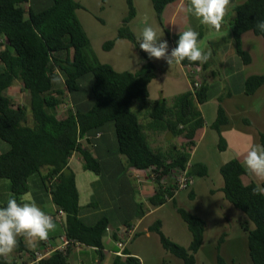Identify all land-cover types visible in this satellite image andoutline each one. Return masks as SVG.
Segmentation results:
<instances>
[{
    "label": "trees",
    "instance_id": "1",
    "mask_svg": "<svg viewBox=\"0 0 264 264\" xmlns=\"http://www.w3.org/2000/svg\"><path fill=\"white\" fill-rule=\"evenodd\" d=\"M176 1L152 0L157 21L174 48L180 33L171 35L163 14L165 8ZM128 4L123 26L114 41L105 43L104 50H111L117 41H131L138 48L139 58H143L136 71H119L111 64L95 60L91 55V38L76 13L84 9L78 0H0V179L10 183L11 196L23 203L30 193L31 177L38 174L57 210L64 213L60 219H54L62 223V235L78 241L79 247L96 248L98 254L103 250L105 231L111 227L110 219L102 216L94 224H88L80 217L81 194L76 169L70 163L78 156L83 161L81 167L96 175H103L105 166L115 165L117 160L126 170L150 169L156 174L155 181L151 182L155 187L151 205L158 207L173 202L177 194L192 188L176 193L170 175L192 161L190 147L196 146L199 132L207 126L200 105L214 96L201 77L205 64L185 59L179 64L183 74V68L198 66L201 87L193 93L189 86L174 105L166 99L155 102L149 112L153 122L141 121L131 106L135 100L148 101L151 84L159 75L158 67L140 49L138 37L127 26L136 15L132 0H128ZM257 20H264V0H246L235 8V17L229 24L235 52L246 65L252 64L255 58L243 47V36L251 33L264 40V32L256 28ZM211 37L203 31L199 33L200 42L208 38L210 47L220 46L225 39L211 40ZM85 81L90 84V92L87 91V100L83 103L79 93L84 90ZM14 85L21 86L29 95L28 106L15 104L13 97L7 94ZM263 85L264 72L251 75L246 80V95H254ZM63 105L67 106L66 110ZM228 121L225 108L219 106L213 128L219 132ZM155 130L170 133L182 142L172 141L165 149H155L149 142L153 133H157ZM98 142L105 143L107 160L100 157ZM260 144L264 146V132L260 134ZM108 146L115 147L114 153ZM128 173L136 180L130 170ZM191 174L206 177L208 168L192 162ZM220 174L225 199L246 216L242 229L248 234L251 262L264 264V196L253 194L257 183L239 159L224 163ZM166 177L168 183L163 184ZM95 206L92 203L86 208ZM178 214L191 232L189 247L167 237L160 221L151 231L159 235L164 249L184 264H198L196 254L203 246L207 222L183 207L178 208ZM132 223L124 226L128 228ZM18 240L19 246L7 258H0V264H19L21 252L29 251L24 237ZM222 242L223 238L218 244L217 264H228L220 252ZM71 249L66 255L54 254L46 263L70 264ZM125 264L141 262L129 255Z\"/></svg>",
    "mask_w": 264,
    "mask_h": 264
},
{
    "label": "crops",
    "instance_id": "2",
    "mask_svg": "<svg viewBox=\"0 0 264 264\" xmlns=\"http://www.w3.org/2000/svg\"><path fill=\"white\" fill-rule=\"evenodd\" d=\"M146 1L147 5L143 4V0H132L136 10V15L127 24V26L138 37L137 33L140 32L138 34L141 35L142 30L146 26V24L152 23L151 25L157 27L159 34L163 36L162 39L167 40L169 44L170 54L171 50L174 48L173 44L170 39L166 35H164V30L157 21L152 0ZM244 1L246 0H231V6L229 7L228 12L224 17L221 26V28L224 26L228 27V31L225 32V34L213 33L209 35L212 36L211 40H222L223 38L225 39L220 46L215 48V54L213 53V56H215L214 59L216 63L211 58L207 61V63H204V66L206 67L203 70L202 78L204 79V72H206L208 69L211 70L212 77H215L221 72L226 78L228 85H225V87L217 86V89H215V93H213L214 96L211 97L208 101H206L203 105H200L202 116L207 120V126H209L210 124L212 125L217 120L219 106L223 105L219 103L220 99H218V97L223 98L225 96L226 103L224 108L226 110L227 115L231 118L232 114H236L237 119L234 121L233 128L229 129L231 123L230 121H228L226 125L221 126L218 133H221L222 130L226 131V136H228L229 139H233L235 134H239V136L235 139H239V144L236 145L234 143L235 140H233L231 142V148L235 150L238 149L240 159L237 157L235 158L239 159L240 161L241 158L246 155V153L254 145H261L260 134L264 132V105L260 110L261 127H253V124H247L246 120L244 119V114L249 113L252 109H255V111L258 110L256 109V107L251 108L249 106V99L251 97L246 95V80L251 75L258 74L250 72V67L253 65L254 62L258 60V55L255 49H252L254 52L253 53L243 43V47L247 51L251 52L252 56L255 58V61L252 64H244L240 60L233 47L232 32L229 26V24L235 17V8L239 4H242ZM110 4V0H102V4L99 3L98 5V10L106 12V9L110 7ZM120 4L121 5L119 7V10L121 14L118 16L122 17H117V23L120 24V26H118L117 24V33L118 30L123 26L124 18L126 17L129 11L128 0H120ZM190 7V0H177L176 2L169 4L165 8L163 14L164 23L167 29L170 30L171 35H173L174 33H182L183 31L188 30L189 28L197 31L198 33L203 31L204 34L207 35V29L209 28H207V25L201 24L200 20L197 19V17L188 10ZM149 12L151 13V17L147 20L145 17L148 15L147 13ZM98 22L100 24H103L104 26L106 24L104 18L98 19ZM246 36L247 38L255 37L256 39L260 40L257 36L250 33L245 34L243 36V41L245 40ZM207 45L208 48L205 51L209 50L210 41L207 42ZM130 49L132 50V53L137 56L136 61H134L133 63L134 69H132V71H136L139 69V63L141 64L143 58H139L138 48L134 44L133 47H130ZM151 60L158 67L159 76H161V72L163 69L167 71L169 70L170 65L167 62L166 64H161L164 61L163 59L151 58ZM172 66L174 67V69L177 70V74L181 75L184 83L188 85V87H186L182 84V86H184L183 91H185L186 88H189V83L181 70V66L177 64H173ZM164 92V89H155L154 91V93L157 94H164ZM244 98H246V101L242 102ZM214 100H217V102H214ZM224 100L225 99H222V101ZM236 101L238 103L237 107L233 106V103H235ZM153 104L150 106V109H152ZM138 110H140V108H138ZM209 111H211V113L213 114V116L211 115V119L207 117ZM138 113L142 114L141 111L136 112V114ZM247 128L249 129V131L253 129L252 132H255V136L253 137V140L255 141L253 143H251L252 141H250V136L244 132V130ZM163 137L167 139L172 138L170 133H160V138ZM98 144L100 146V157L103 161L107 160L108 149L106 148L105 143L98 142ZM242 149H245L247 152H244V150ZM122 159L123 161H125L124 158ZM108 161L110 162V159ZM82 163L83 161L80 160V158L77 156L73 159L72 163L70 164L74 169L77 170L78 168H82ZM108 166V169L105 168V173L103 175H98L99 179L104 183L106 190V192L103 193L100 198L104 200L108 210L106 208L98 209L100 208V206L98 205L99 203L95 204L96 206L94 208H86L87 205H90L92 203H89L87 205L81 203L83 208L81 210L80 215V217L86 223L94 224L95 222H97V220L101 218V215L98 212H100L101 214L110 212L108 219H110L109 225L111 227H109L110 231L105 232L104 234L103 250L101 251V254H98L96 248H90L86 246H82L79 248L75 247L71 249L70 252V264H125V260L129 255L138 258L141 264H184L181 259L175 257L166 249H164L161 244L159 235L151 231V229L155 227L157 222L160 221L162 231L167 237H169L173 242L183 247H189L192 242V235L191 237L187 235L190 241H188L187 239L186 243L181 244L180 241L176 242L175 232L177 234H188V232H190L188 226L183 222V220L178 214L179 207H183L191 213L202 217L207 222V229L203 246L196 254L198 264H217V258L219 253L218 244L221 238H223V242L220 245V252L228 264H243L244 262L252 263L248 248V234L242 229V224L244 223V219L246 218V216L239 210L235 209L225 199L224 194L222 192L223 180L219 187L215 189V186H211L210 184H206L205 182H200V180L197 181L196 177L195 185L190 189L189 193L192 195V197H194L192 201L194 203L198 200L199 196L201 197L202 195V198L196 204L195 209H193L194 207L186 205L185 202L182 201L181 203H179L178 206H172L173 208L169 209V206L171 205L169 203H175L177 199L186 197L182 196V194L185 192L177 194L173 202L170 201L161 206L153 207L150 203L155 191L153 183L149 181L143 184H138L136 180H134L128 175L130 169L128 168L126 170L124 165L119 160H117V164H109ZM250 177L257 184H260V186L262 185V183H264V181H259L252 174H250ZM91 184L99 185V180H91ZM37 188L38 189L34 194V200L37 199L39 201V207L47 214H54L57 211V207L53 203L50 194L43 188L41 183L37 185ZM10 196V183L7 180L0 179V197H3L5 201L4 203L7 202ZM217 196H219L221 199L220 203L216 202ZM24 199V202H30V200L26 196ZM186 199L192 200L189 197ZM130 221L138 224V231L133 238L127 241V235L124 231V225ZM167 225L171 227L172 231L169 229V227H167ZM166 227L168 228L167 233L165 232ZM63 233L64 230L62 223L60 221L56 222V229L55 231L49 233V237L47 240L56 239ZM118 240H124L126 242V245L123 248H120L115 243ZM43 242L44 241L37 240L33 243H30L24 239V244L28 250H33L35 248L41 247ZM209 248L210 252L208 250Z\"/></svg>",
    "mask_w": 264,
    "mask_h": 264
},
{
    "label": "rangeland",
    "instance_id": "3",
    "mask_svg": "<svg viewBox=\"0 0 264 264\" xmlns=\"http://www.w3.org/2000/svg\"><path fill=\"white\" fill-rule=\"evenodd\" d=\"M83 6L84 9L77 10V15L81 20V23L86 29V32L89 34V37L91 38V55L95 58L96 61L101 63H108L111 64L115 69H118L119 71H132L134 69V61H136L137 56L132 53V50L130 47H133V43L130 41H117L115 42L114 47L106 51L104 50V45L106 42L110 40H115L117 36V24L120 26L119 23H117V17L121 14L119 7H120V0H110L111 4L110 7L106 9V12H103L102 10H98L99 3L102 4V0H78ZM143 4L147 5V1L143 0ZM146 13V12H143ZM148 15L145 17L147 20L150 19L151 13H147ZM127 16V15H126ZM104 18L106 21L105 26L103 24H100L98 22V19ZM149 24V23H148ZM152 24V23H151ZM150 24V25H151ZM153 26V25H152ZM154 27V26H153ZM157 28V27H156ZM208 33L207 36L210 34H217V33H224L228 31V27L224 26L220 29L219 32H217L214 28L212 29L211 26L207 25ZM140 33V32H138ZM138 37L141 35L138 34ZM250 34V33H247ZM244 38V37H243ZM260 40L256 39L255 37H245V40L243 41L244 45L250 49L252 52V49H255L258 60L253 63V65L250 67L251 73H263L264 72V41L262 38L258 37ZM212 39V38H211ZM208 38L205 39V41L200 42V47L203 50H206L208 48L207 41ZM125 42V43H121ZM246 43V44H245ZM125 44V45H122ZM215 47H209V50L212 52L211 59L215 61V56H213V51ZM254 53V52H253ZM161 64H166V60H164ZM218 65V63H217ZM202 77V76H201ZM204 79L207 81V85H209V92L215 93V89H217V86H224L228 85L226 78L223 76V74L220 72L215 77H212L211 70H207L204 72ZM188 87L182 80L181 75L177 74V70L174 69L173 66L169 67V70L163 69L161 72V76H158L152 83L151 91L152 95L146 102H141L139 100H135L133 102V105L131 109L136 113L137 111H141L142 114H139V117L143 123L153 122L152 118L150 117V106L155 102H160L163 99H166L169 103L174 105V102L176 98L183 92L187 91V88L185 91H183L184 86ZM87 85V87H86ZM12 86L7 90V94L13 97L15 104H21L24 106H28L30 103V97L27 93H24L21 90V86L17 85ZM88 86L90 84L88 81L84 82V90H82L79 94L82 97L83 103L87 100L86 93L90 92L88 90ZM86 88V89H85ZM90 89V87H89ZM155 89H164V94H157L154 93ZM88 91V92H87ZM251 97L249 99L250 101V107H256L255 109H252L249 113L244 114L245 120L249 121L251 124H253V127L260 125V118H261V108L264 105V85L263 87L254 95L249 96ZM220 99L219 103L223 104L222 106L225 107L226 98L225 96L218 97ZM222 99H225L222 101ZM241 100V99H240ZM242 101V100H241ZM246 101V98L242 102ZM214 102H217V100H214ZM82 103V102H81ZM233 106L237 107L238 103L237 101L233 103ZM63 110H66L65 105L62 106ZM140 108V110H138ZM211 111H209L208 118L211 119ZM229 121L231 123V126L229 129L234 127V121L237 119L236 114H232L231 118L228 116ZM214 124H210L209 126H206L204 130L200 131L198 134V138L196 140V145L198 146L196 149V152L192 155V162L194 163H202L208 167V176L204 177H197V181L200 180V182H205L206 184H210L211 186H215V189L219 187V185L222 183V176L220 174V166L224 163L230 161L231 159H234L235 157L240 159V156L238 154V149L235 150L231 148V142L235 140L239 134H235L233 139H229L228 136H226V131H221V133L216 132V130L213 128ZM224 129V128H223ZM225 130V129H224ZM249 131V129H245L244 132L250 136V141L253 143L255 140H253V137L255 136V132ZM157 131V130H155ZM154 131V132H155ZM205 132V134H204ZM155 136L153 138L149 139V142L151 146L155 149H165L167 148L172 141L176 142L177 144H180L182 142L181 139L173 137L171 139H167L165 137L160 138V132L157 131V133H153ZM159 134V136H158ZM107 138H110V135H108ZM221 143V144H220ZM236 145L239 144V139L235 140L234 142ZM112 153L115 151L114 146H108ZM221 147H224L222 150ZM229 147V148H228ZM244 152H247L245 149ZM244 157L241 158L242 163H244ZM244 165V164H243ZM245 166V165H244ZM108 165L105 166L106 169H108ZM77 174V185L79 192L81 194V203L82 204H89L94 203L100 206L98 209H104L106 207V204L100 196L106 192L104 183L99 179V176L96 175L93 172L85 171L83 168H78L76 170ZM99 180V185H92L91 180ZM40 177L38 174H35L31 177L29 185H30V193L26 195V197L31 201L34 200V194L37 191V185L40 184ZM188 192H185L182 194L181 199H177L175 203H169L171 204L169 206V209L173 208L172 206H178L179 203L185 202L186 205H189L191 207H194L195 209L196 204L199 202V200L202 198L199 196L198 200L194 202L192 195ZM90 194V198H89ZM99 194V195H98ZM98 195V196H96ZM190 198L192 200H188L186 198ZM35 203L39 206V201L37 199L34 200ZM5 201L3 197H0V204H3ZM216 202L220 203L221 199L219 196L216 197ZM202 207V205H201ZM97 210V209H96ZM108 210V209H107ZM102 216L109 217L110 212L101 214ZM171 217V216H170ZM174 223V222H173ZM169 229L172 231L171 227L167 225ZM165 228V232L167 233L168 228ZM175 232V231H174ZM176 242L180 241L181 244L186 243L187 239L189 240V237H191V233H179L177 234L175 232ZM189 235V237H187ZM162 244V243H161ZM210 252V248L208 249ZM208 252V251H207ZM236 264V263H235ZM243 264H252V263H246Z\"/></svg>",
    "mask_w": 264,
    "mask_h": 264
},
{
    "label": "clouds",
    "instance_id": "4",
    "mask_svg": "<svg viewBox=\"0 0 264 264\" xmlns=\"http://www.w3.org/2000/svg\"><path fill=\"white\" fill-rule=\"evenodd\" d=\"M190 4L188 10L201 24L209 25L219 32L231 0H190ZM256 28L264 32V20H257ZM162 37L156 27L146 24L137 42L149 58L166 60L170 66L179 65L185 59L204 64L212 56L211 50L205 51L200 47L199 33L191 28L180 33L177 46L170 54L169 44ZM244 165L250 174L259 181H264V146L254 145L246 153ZM253 194L264 196V187L257 184L253 188ZM55 229L53 217L43 211L34 200L20 203L15 196H11L6 207H0V258H7L14 252L19 246L18 237H24L30 243L46 241L49 233Z\"/></svg>",
    "mask_w": 264,
    "mask_h": 264
},
{
    "label": "built area",
    "instance_id": "5",
    "mask_svg": "<svg viewBox=\"0 0 264 264\" xmlns=\"http://www.w3.org/2000/svg\"><path fill=\"white\" fill-rule=\"evenodd\" d=\"M184 75L186 76L189 86L193 93L196 92L201 87V78H200V68L196 65H191L187 68H183ZM182 127V126H181ZM100 136V134L98 135ZM196 146H191L190 150L193 155L197 149ZM192 161L188 162L184 169L179 168L174 170L170 175V179H172L173 185H176L175 192H181L183 190L189 189L195 185L196 177L191 174ZM130 173L132 176L136 178V181L139 184H143L146 182H154L156 174L150 169H136L131 168ZM169 178L166 177L162 180L163 184L168 183ZM62 210H57L55 215H51L53 219L59 218L63 215ZM110 228L106 229L105 232H109ZM125 234L127 235V241L135 236L138 231V224L132 223L128 228L125 227ZM120 248H123L126 245V242L123 240H118L115 242ZM81 244L78 241L70 239L67 235H62L58 239H49L46 240L41 247L35 248L29 251L21 252L19 264H47V260H49L54 254L62 253L66 255L71 248H78ZM120 254V253H119Z\"/></svg>",
    "mask_w": 264,
    "mask_h": 264
}]
</instances>
